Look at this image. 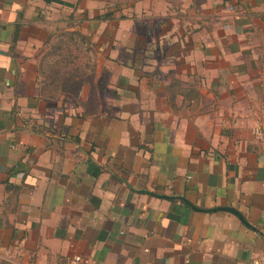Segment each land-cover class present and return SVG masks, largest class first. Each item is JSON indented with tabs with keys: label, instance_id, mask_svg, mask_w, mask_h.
<instances>
[{
	"label": "crops",
	"instance_id": "1",
	"mask_svg": "<svg viewBox=\"0 0 264 264\" xmlns=\"http://www.w3.org/2000/svg\"><path fill=\"white\" fill-rule=\"evenodd\" d=\"M186 1L176 27L164 5L149 16L155 48L134 33L125 61L103 53L108 79L77 99L102 108L85 114L47 101L40 75L51 13L77 0H0V264L264 251V0Z\"/></svg>",
	"mask_w": 264,
	"mask_h": 264
},
{
	"label": "rangeland",
	"instance_id": "2",
	"mask_svg": "<svg viewBox=\"0 0 264 264\" xmlns=\"http://www.w3.org/2000/svg\"><path fill=\"white\" fill-rule=\"evenodd\" d=\"M182 2L187 4L186 0H164L163 4L160 0H77L74 6V2L67 4L65 12L51 11L53 12L51 19H60V23L56 24L57 29L50 28L52 31L50 39L48 38L42 47L40 62L42 94L47 101L55 103L56 108L58 103L63 106L62 103L67 99L72 103L70 104L72 107L81 108L85 114L91 109L96 110L98 106L93 107L91 100H86V105H80L77 99L81 95L87 99L88 95H97L98 88L102 86L101 82L108 79L107 67L113 65V62L108 55L105 54L103 57V53H117L116 56H121L120 59L125 61L127 54H131L133 50L131 37L135 35L134 33L138 35V51L155 48L156 45H153L151 40L152 34L156 31V26H152L155 19L149 16L153 15L154 11H161L164 5L166 13L174 18L173 27H176L178 14L181 15L177 6ZM198 10V7L195 9L189 7L183 14L190 17L194 11L197 16ZM108 13L109 16H106ZM98 14L105 16L102 22H97L101 19L95 20L94 16ZM65 23L69 25L67 28L72 27V30L68 29L66 33L63 31ZM59 26L62 27L61 30ZM47 31L48 29L43 34ZM69 31H76L81 35ZM102 37L109 44H102L100 41ZM110 45L112 47H109ZM63 76H68L64 83L59 79ZM98 108L100 110L102 106Z\"/></svg>",
	"mask_w": 264,
	"mask_h": 264
},
{
	"label": "built area",
	"instance_id": "3",
	"mask_svg": "<svg viewBox=\"0 0 264 264\" xmlns=\"http://www.w3.org/2000/svg\"><path fill=\"white\" fill-rule=\"evenodd\" d=\"M254 134L257 137L264 136V130L261 129L259 126L254 127L253 129ZM69 264H94V261L85 255H73L68 260ZM249 264H264V251L254 257Z\"/></svg>",
	"mask_w": 264,
	"mask_h": 264
},
{
	"label": "trees",
	"instance_id": "4",
	"mask_svg": "<svg viewBox=\"0 0 264 264\" xmlns=\"http://www.w3.org/2000/svg\"><path fill=\"white\" fill-rule=\"evenodd\" d=\"M106 16H109V13L106 14ZM104 17H105L104 15L101 16V15H99V14L94 16L95 19H102V20L104 19ZM69 32H70V33L75 32L76 34H80L79 32H76V31H69ZM65 33H66V32H65ZM62 34H64V33H62ZM80 35H81V34H80ZM82 36H83V35H82ZM56 73H57V72H56ZM69 75H70V74H69ZM69 75H68V76H69ZM68 76H63V78L60 77L59 79L62 80L63 83H64V82L67 81ZM61 88H63V84H62Z\"/></svg>",
	"mask_w": 264,
	"mask_h": 264
}]
</instances>
